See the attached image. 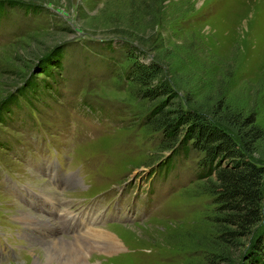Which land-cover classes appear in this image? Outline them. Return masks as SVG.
<instances>
[{
	"label": "rangeland",
	"instance_id": "374dc122",
	"mask_svg": "<svg viewBox=\"0 0 264 264\" xmlns=\"http://www.w3.org/2000/svg\"><path fill=\"white\" fill-rule=\"evenodd\" d=\"M0 2V163L37 180L18 161L32 129L31 141L39 130L45 148L83 161L84 179L65 195L80 200L79 218L96 223L89 232H107L101 244L111 249L88 250V241L72 255L86 251L89 264H264V252L260 262L248 258L264 231V196L256 229L221 243L203 149L182 141L186 127L167 146L164 128L149 122L177 103L215 119L223 99L264 129V0ZM152 61L151 82L165 90L149 97L137 71ZM250 155L264 164V132ZM4 185L0 178V224L19 218ZM44 243L19 244L0 264H58Z\"/></svg>",
	"mask_w": 264,
	"mask_h": 264
},
{
	"label": "trees",
	"instance_id": "16d2710c",
	"mask_svg": "<svg viewBox=\"0 0 264 264\" xmlns=\"http://www.w3.org/2000/svg\"><path fill=\"white\" fill-rule=\"evenodd\" d=\"M137 72L143 85V95L153 97L165 90L164 82H151L157 76L155 62L138 63ZM216 105L213 110L215 119L196 113L193 107H182L177 103L170 110L158 108L150 115L149 122L164 128L167 146L179 139L178 128L186 127L187 135L182 141L190 138L195 146L203 149L205 169L214 170L210 190L216 203L214 221L219 228L217 237L225 243L238 234H250L261 220L264 164L255 162L250 151L256 140L262 137L264 129L251 112L231 109L223 99H219ZM218 157L224 158L223 164L216 162L212 166ZM263 241L264 231L257 234L251 243L250 262H260L264 252Z\"/></svg>",
	"mask_w": 264,
	"mask_h": 264
},
{
	"label": "bare ground",
	"instance_id": "6f19581e",
	"mask_svg": "<svg viewBox=\"0 0 264 264\" xmlns=\"http://www.w3.org/2000/svg\"><path fill=\"white\" fill-rule=\"evenodd\" d=\"M30 173H32V172H30ZM35 177L37 178V180L33 181L34 183L28 181V183L30 185L37 187L38 191H40V190L48 191L50 189V186L48 185L47 181L45 182V180L43 178H39L37 176H35ZM42 191H40V192H42ZM17 205H18L17 211L19 212V218L18 219L30 217L31 214H34L29 209H27L26 207H22L19 204H17ZM13 214H14V218H15V213H13ZM87 226H89V225H86V227H85L86 232H84L85 233L84 235L75 236L77 234H74V235L66 236V237L74 236L71 238H62V237L59 238L60 236H65V235H58V234H55L53 236L32 237V238H30L27 247L32 246L31 244L35 243V242L38 244L45 242L44 244H52L48 247L50 249L47 251V254L45 255L48 262H49V260L50 261L55 260V262L58 261V264H71V263L75 264L79 260V264H89V261L86 259V256H87V254L85 253L86 251L83 253H80V254H75V256L72 255L73 253L76 252L75 250L77 247H79V245H81L82 243H85V242L88 243V241H90V243H88V244L86 243L88 245V247H87L88 250L91 247H96V249L101 248V245H103L105 247L102 249L107 250V251H109L111 248L109 246H107L106 244H101V241L107 235V232L102 231V232H98V233L93 234L95 229L93 231L89 232ZM52 237H56V238L55 239H47V238H52ZM53 245H57V246H53ZM61 248H65L66 251L61 249ZM25 251H26V249H25ZM59 251L62 254H59L58 253ZM71 252H73V253L71 254ZM80 252H82V251H80ZM65 253L68 254L67 257L70 258L71 263L62 259L64 256L63 254H65Z\"/></svg>",
	"mask_w": 264,
	"mask_h": 264
}]
</instances>
